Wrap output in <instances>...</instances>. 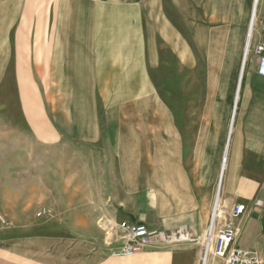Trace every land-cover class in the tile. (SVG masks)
Wrapping results in <instances>:
<instances>
[{
    "label": "rangeland",
    "instance_id": "obj_1",
    "mask_svg": "<svg viewBox=\"0 0 264 264\" xmlns=\"http://www.w3.org/2000/svg\"><path fill=\"white\" fill-rule=\"evenodd\" d=\"M156 1L158 31L143 36L138 104H130L129 88L119 95L113 89L95 90L94 106L103 113L111 109V97L118 96L120 111L141 114V120H126L118 160L109 152L107 137L92 146L48 136L54 130L56 91L71 89L67 84L55 88L53 55L46 71L38 72L39 36H0V264L128 261L114 255L126 239L113 211L133 205L129 193L139 162L148 178L153 106L173 118L172 160L185 159V102L191 112H204L216 98L217 113L223 117L231 111L233 118L238 85L240 98L254 56L261 0L242 78L248 22L245 36H227L214 29L213 0ZM46 43L54 54L53 41ZM17 48L25 56L7 55ZM172 180L181 184L176 175ZM142 191V209L148 213L149 188ZM116 193L125 198L114 200ZM168 193L172 196L173 189Z\"/></svg>",
    "mask_w": 264,
    "mask_h": 264
},
{
    "label": "crops",
    "instance_id": "obj_2",
    "mask_svg": "<svg viewBox=\"0 0 264 264\" xmlns=\"http://www.w3.org/2000/svg\"><path fill=\"white\" fill-rule=\"evenodd\" d=\"M258 4L259 0H213L214 29L224 30L227 36H245L248 22L249 36ZM157 31L156 0H0V36H39L38 72L46 71L53 55L55 88L66 89L67 84L71 89L69 93L56 91L50 119L54 130L48 136L92 146L100 137H107L109 152L117 160L126 120H141V114L120 111L118 96L111 97L112 107L103 113L101 107L94 106L95 90L113 89L119 95L118 91L129 88L130 104H138L140 96L136 98L135 90L141 87L143 36H157ZM44 36L53 41L54 54L47 51L49 39ZM260 43H264V0L259 5L253 50ZM7 55L25 56L19 48ZM239 90L240 83L237 94ZM210 99L213 103L204 112H191L189 102H185L184 160H172L173 118L153 106L148 178L142 176L139 162L129 193L133 205L113 211L122 221L145 223L168 235L186 226L199 240H156L134 256H117L128 260L123 264H203L201 241L218 193L224 210L220 223L233 221L235 245L258 253L264 260V74L255 51L242 94L236 97L233 118L231 111L220 116L214 107L216 98ZM91 100L93 107L85 109ZM176 170L180 171L176 174ZM175 175L182 185L174 184ZM143 187L149 188L148 213L142 209ZM116 195V201L125 198ZM240 204L246 206L245 211L232 219L233 208ZM206 264L224 262L211 255Z\"/></svg>",
    "mask_w": 264,
    "mask_h": 264
},
{
    "label": "built area",
    "instance_id": "obj_3",
    "mask_svg": "<svg viewBox=\"0 0 264 264\" xmlns=\"http://www.w3.org/2000/svg\"><path fill=\"white\" fill-rule=\"evenodd\" d=\"M254 51L259 58V64L264 74V43L258 44ZM245 208L244 204L235 206L231 213L232 219L241 216ZM223 214L224 210L219 205V200L216 199L206 234L201 241L203 264H206L211 255L221 258L224 264H263V258L258 253L235 245L236 229L234 223L232 220L224 224L220 223ZM119 228L126 241L119 250L114 252L115 256H134L156 240L169 243H194L199 240L189 232L186 226H182L174 235H167L163 231L150 229L145 223L131 220L121 221Z\"/></svg>",
    "mask_w": 264,
    "mask_h": 264
},
{
    "label": "bare ground",
    "instance_id": "obj_4",
    "mask_svg": "<svg viewBox=\"0 0 264 264\" xmlns=\"http://www.w3.org/2000/svg\"><path fill=\"white\" fill-rule=\"evenodd\" d=\"M255 20H256V8H255V18H254ZM254 29H255V21H254V23H253V25L250 27V31H249V36H247V42H246V45H245V50H244V54H245V52H247V51H249V49H250V45H251V39H252V33H253V31H254ZM248 55V54H247ZM238 90V89H237ZM239 93V92H238ZM236 97H239V94H237L236 93ZM231 122H232V119H231ZM233 123V122H232ZM230 128H231V124H230ZM230 128H229V132H230ZM232 128H233V126H232ZM230 134V133H229ZM226 157V156H225ZM225 157H224V160H223V164H224V162H225ZM219 189V188H218ZM217 199L219 200V193L217 194Z\"/></svg>",
    "mask_w": 264,
    "mask_h": 264
},
{
    "label": "water",
    "instance_id": "obj_5",
    "mask_svg": "<svg viewBox=\"0 0 264 264\" xmlns=\"http://www.w3.org/2000/svg\"><path fill=\"white\" fill-rule=\"evenodd\" d=\"M247 53H248V51L245 52V54H244V58H243L242 71H241V78H242V75H243V72H244V67H245V63H246V56H247ZM240 81H241V79H240Z\"/></svg>",
    "mask_w": 264,
    "mask_h": 264
}]
</instances>
